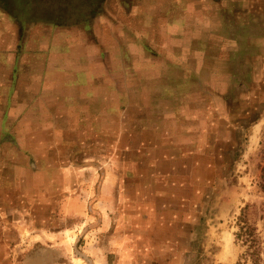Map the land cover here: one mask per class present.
I'll list each match as a JSON object with an SVG mask.
<instances>
[{"label":"rangeland","instance_id":"1","mask_svg":"<svg viewBox=\"0 0 264 264\" xmlns=\"http://www.w3.org/2000/svg\"><path fill=\"white\" fill-rule=\"evenodd\" d=\"M264 249V0H0V264H237Z\"/></svg>","mask_w":264,"mask_h":264},{"label":"trees","instance_id":"2","mask_svg":"<svg viewBox=\"0 0 264 264\" xmlns=\"http://www.w3.org/2000/svg\"><path fill=\"white\" fill-rule=\"evenodd\" d=\"M236 238L245 246V252L239 257L237 264H264V249L254 228L242 226Z\"/></svg>","mask_w":264,"mask_h":264}]
</instances>
